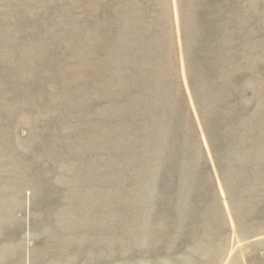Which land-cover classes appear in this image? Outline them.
Segmentation results:
<instances>
[{"label":"rangeland","instance_id":"obj_1","mask_svg":"<svg viewBox=\"0 0 264 264\" xmlns=\"http://www.w3.org/2000/svg\"><path fill=\"white\" fill-rule=\"evenodd\" d=\"M0 264H264V0H0Z\"/></svg>","mask_w":264,"mask_h":264}]
</instances>
